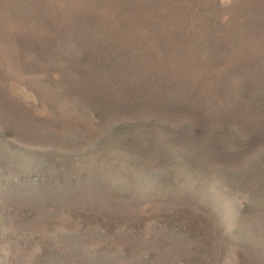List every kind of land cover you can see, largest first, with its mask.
<instances>
[{
	"label": "rangeland",
	"instance_id": "1",
	"mask_svg": "<svg viewBox=\"0 0 264 264\" xmlns=\"http://www.w3.org/2000/svg\"><path fill=\"white\" fill-rule=\"evenodd\" d=\"M0 264H264V0H0Z\"/></svg>",
	"mask_w": 264,
	"mask_h": 264
}]
</instances>
